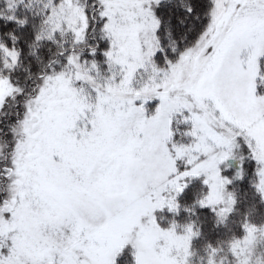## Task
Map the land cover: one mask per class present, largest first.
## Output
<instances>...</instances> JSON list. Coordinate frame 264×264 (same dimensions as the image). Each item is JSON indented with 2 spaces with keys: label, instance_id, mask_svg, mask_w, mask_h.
I'll return each instance as SVG.
<instances>
[{
  "label": "snow or ice",
  "instance_id": "1",
  "mask_svg": "<svg viewBox=\"0 0 264 264\" xmlns=\"http://www.w3.org/2000/svg\"><path fill=\"white\" fill-rule=\"evenodd\" d=\"M0 149V264H190L264 204V0H0Z\"/></svg>",
  "mask_w": 264,
  "mask_h": 264
},
{
  "label": "rangeland",
  "instance_id": "2",
  "mask_svg": "<svg viewBox=\"0 0 264 264\" xmlns=\"http://www.w3.org/2000/svg\"><path fill=\"white\" fill-rule=\"evenodd\" d=\"M0 151H3V149H0ZM256 201L257 207L249 211L252 212L251 216L246 219L248 213H245L242 217L239 216L236 221V228L241 232L240 234L235 236L230 235L228 239H224L223 241H215L221 245L213 248L215 250L214 257L212 248L201 252L205 256H198L199 249L195 252L192 243L190 248V264H209L211 258H214L215 264H264V204L259 203L258 200ZM184 203L188 204L186 205L188 210L192 211L191 204L186 201ZM222 207L228 208L230 204L222 205ZM226 217H228L227 212H218L213 219L216 224L224 225ZM159 218L163 226H167L171 222V218L167 214L161 213ZM241 225H245L249 230L247 232L242 231ZM232 226L233 223L230 221L225 226H222V228L228 229L232 228ZM189 227L192 229V235L194 237L197 236L195 232L198 226H195L194 230L196 231H193L191 224L180 222L177 230L182 231ZM201 236L205 238V232H202Z\"/></svg>",
  "mask_w": 264,
  "mask_h": 264
},
{
  "label": "trees",
  "instance_id": "3",
  "mask_svg": "<svg viewBox=\"0 0 264 264\" xmlns=\"http://www.w3.org/2000/svg\"><path fill=\"white\" fill-rule=\"evenodd\" d=\"M44 2L45 0H38V2L37 0H33L34 8L39 9ZM46 49L47 45L38 46L32 49L26 48L25 51H32L33 56L25 58V66H27L28 63H32L33 67H35V56H40L47 60L50 53H48ZM56 51L57 49L53 47L51 55H54ZM28 75L29 74L27 72L20 73L22 85L24 83L25 77H27ZM235 195L237 199L236 209L232 212L231 216L227 217V222L231 221V223H233L232 228L225 229L222 227H214V224H216L215 220L213 219L214 216H212L211 214H205L194 208H192V211L189 209L187 215L182 213L179 217L180 222L191 224L193 227V231H196L194 230V227L198 226L195 234H197L199 238L192 241L193 250L196 252L199 249L198 256H205L204 254H201L203 250H208L211 248L213 249L221 245L219 243H216L215 241H223L224 239H228V236L230 235L235 236L240 234L241 232H239V230L236 228V221L238 220V217H242L245 213H248L246 215V219L249 218L252 214V212L249 211L254 210L257 207V201L253 198L252 190L251 188L247 187L246 183L236 186ZM197 198H199V194ZM186 202L191 204L190 201ZM202 232H205V238H202Z\"/></svg>",
  "mask_w": 264,
  "mask_h": 264
}]
</instances>
